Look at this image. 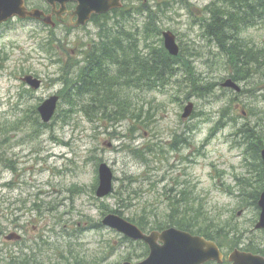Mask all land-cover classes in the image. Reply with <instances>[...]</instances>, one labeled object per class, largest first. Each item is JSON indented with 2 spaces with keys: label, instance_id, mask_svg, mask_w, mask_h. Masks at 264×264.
Here are the masks:
<instances>
[{
  "label": "rangeland",
  "instance_id": "1",
  "mask_svg": "<svg viewBox=\"0 0 264 264\" xmlns=\"http://www.w3.org/2000/svg\"><path fill=\"white\" fill-rule=\"evenodd\" d=\"M210 2L150 0L143 6L129 0L90 30L60 28L56 39L39 22L15 19L0 27V231L17 233L23 241L9 244L10 262L36 257L43 264H67L62 255L90 258L110 242L114 252L108 264L144 260L143 243H123L122 235L105 227L87 229L116 209L138 222L144 215L148 222L163 223L174 212L180 219L195 218V231L224 230L216 240L226 252L245 247L249 252L252 246L253 253L263 255L255 200L264 191V172L255 152L264 149V74L239 82L244 93L221 87L239 71L233 49H219L205 36L214 12L227 8L225 20L235 10ZM30 4L39 6L40 0ZM101 24L114 34L121 28L116 35L123 41L136 34L142 49L148 41L155 56L156 46L166 51L164 32H172L180 47L173 56L179 59L178 76L161 90H130L136 107L119 122H110L114 98L106 103L105 116L90 119L85 110L91 100L66 94L89 46L101 42ZM240 37L245 44L264 45V20L246 26ZM27 75L42 80L40 90L22 81ZM53 95L60 97L57 112L44 124L38 108ZM190 103L193 113L184 120ZM244 125L254 128L262 147L243 143L238 129ZM144 153L149 164L141 158ZM104 163L114 173V192L98 199L93 189Z\"/></svg>",
  "mask_w": 264,
  "mask_h": 264
},
{
  "label": "trees",
  "instance_id": "2",
  "mask_svg": "<svg viewBox=\"0 0 264 264\" xmlns=\"http://www.w3.org/2000/svg\"><path fill=\"white\" fill-rule=\"evenodd\" d=\"M238 1L239 0H235L234 2H232V6L235 7ZM227 12L231 13V11H228L227 8L223 10V13ZM223 13H220L219 19H213L211 21L209 33L206 35V37L209 38L208 43L212 44V42H214L213 40L216 39L220 43H223L226 48L233 49V53L231 56L233 61H236L238 65L237 67L239 69L238 72H234V78L237 81L247 78V82H249V80L253 76L264 74V45L260 46L256 45L254 42L247 41L246 47L244 40H242L239 35V29L241 28V26L245 27V22L242 24L243 18L239 17V15L235 16L233 24L231 25V27H233L234 29L236 28L234 30L235 37L233 39L228 37V32L230 31V29L226 32H217L215 26L216 24L221 23L224 20L225 15ZM262 20H264V0H247V28L255 26L259 21ZM101 26V42H94L89 46V50L85 54L84 59L82 58L81 60V72L75 79H72L69 87L67 88L66 94L68 97L73 96L76 98L78 96H82L87 100H91V102L87 104L85 110L86 115H88L90 119H92L96 114L105 116L106 103H109V100L111 98H114L116 100L114 103L116 105L115 111L118 110L121 111V113L116 114V116L114 117V111V113H112L113 116L110 118V122H119V119L125 120L126 118H128V114L126 113L130 112V107L134 108V105L136 107L137 104L135 103V99L132 98L133 95L129 94V91L134 89L142 91H154L165 88L174 77L178 76L180 68L177 66V63L179 59L168 55L164 50L163 45L156 46V50H159V53L156 54V56L155 52L151 53V45V49L150 51H148V53L145 51L143 52L144 54H142V52L139 54L137 51V47L139 49H142L143 46L142 44H139V42L141 41L137 40L136 34L134 35L131 32L128 35L129 39H127V41H123L120 36L116 35L119 34V30L121 28L119 30H116V33L114 34L111 30H109L108 27H105L104 24H101ZM107 33H110L109 37H105ZM229 39H231V41ZM146 43V47H149L148 41H146ZM245 48L247 49V56L244 50ZM181 55H183V53H181ZM136 63L138 69L134 70V65ZM246 68L247 73H245L246 70H244ZM156 80L159 83L154 82ZM110 102H112V99ZM69 106L71 107V109H75L73 105L69 104ZM224 116L227 117V114H224ZM232 120L235 121V118H233ZM238 134L241 137V140H243L244 144H247V140H250V142H252V145L254 144L255 146H263L261 137L256 135L254 128L247 130L246 134L245 127H241L238 129ZM144 150L148 149L146 148ZM135 153L136 152H134V154ZM144 154H142L141 158L143 159L145 164H149L148 158L143 157L146 156V154ZM255 154L258 159H260L259 152L256 151ZM243 181L245 180H239L238 182V188L242 190L244 188ZM75 188L79 192L82 191V189L78 188L77 186ZM95 191L96 186L93 189L94 193ZM257 202L258 198H256L255 200L256 207ZM108 213H116L124 217L123 212L117 209L112 210ZM106 214V212L103 213V215ZM169 218L171 220L168 219L163 223L148 222L144 215L139 218V222L135 219L128 220L133 222L143 231L163 230L169 227H176L178 229L188 231L192 234L204 236L205 238L210 240H216V238L218 236H222V233L224 232V230H218L214 235L212 231H195L193 230L194 226L197 223V220L195 218L187 219L188 217H184L180 219L179 217L175 216V212L170 215ZM90 228L95 230H102L104 227L99 222L90 223L87 229ZM122 241L123 243L132 242L125 237H123ZM113 247V244L110 242L108 243V246L106 247L104 252H100L97 255H92L90 258L72 252L69 256V260H67L68 257L65 258L63 255L62 258L63 260L68 261L67 264H108L107 260L113 255L114 252ZM248 250L252 252L255 251L252 246H250ZM131 259H133V256H131L130 259L127 258V260ZM11 263L43 264V261L40 262L36 257H30L26 259V261H24L23 258H18V260H15V258H13V262Z\"/></svg>",
  "mask_w": 264,
  "mask_h": 264
},
{
  "label": "water",
  "instance_id": "3",
  "mask_svg": "<svg viewBox=\"0 0 264 264\" xmlns=\"http://www.w3.org/2000/svg\"><path fill=\"white\" fill-rule=\"evenodd\" d=\"M26 0H0V25L19 17L21 19L33 18L50 22L51 16H46L44 12L35 9L29 11L25 5ZM76 1L79 3L78 15L79 23H85L92 14H104L113 9L122 7V0H47L48 3L54 5L61 2L65 5L68 2ZM147 2V0H141ZM165 47L172 56H178L180 47L176 42V37L172 32L164 33ZM29 86L38 90L41 87V81L33 76H27L23 79ZM225 88L234 89L241 92L242 88L234 80L228 79L222 85ZM59 98L51 97L45 101L38 109L42 121L49 123L55 115ZM193 113V104H189L182 116L188 119ZM262 159L264 162V150L262 151ZM114 190V174L107 164H101L99 167V184L96 196L100 199L108 197ZM261 208L260 221L257 229H264V192L259 200ZM102 224L106 228L117 231L127 238L134 241H143L150 247L149 257L140 263L125 262L123 264H205L211 261L221 263L222 254L218 246L211 241H207L202 237L193 236L188 232L169 228L163 231H152L149 234L143 232L135 224L129 222L117 214H109L105 216ZM8 240H20L17 234L7 236ZM231 261L235 264H264V258L251 253H241L235 251L231 257Z\"/></svg>",
  "mask_w": 264,
  "mask_h": 264
},
{
  "label": "flooded vegetation",
  "instance_id": "4",
  "mask_svg": "<svg viewBox=\"0 0 264 264\" xmlns=\"http://www.w3.org/2000/svg\"><path fill=\"white\" fill-rule=\"evenodd\" d=\"M234 1L235 0H211V2L208 4L213 3L216 8V7H221V5L222 6L232 5V2ZM244 6H245L244 10H245L246 17H247V0H244ZM38 7L41 10H43L47 15H52V25H47L43 22H39L42 25V27L52 32V35L50 36L52 39H56L58 37L55 31L60 30V28L66 31H70V32L76 31V30H82V29L90 30L91 26L92 25L96 26L97 22L101 18L108 17L109 15H112L115 13V12H111L108 15L92 16L88 23L77 26V22L79 19L77 15L79 4L77 2L67 3L64 7L60 2L55 3V5H50V4H47L45 0H40V5ZM30 8L32 7L30 6ZM219 18H220V13L214 12V19L216 20ZM228 18L229 17H226V19ZM215 27H216V31H224L226 27V21L223 20L221 23L216 24ZM221 48L222 47H219V49ZM6 235H7V230L0 231V238L4 239L0 241V264H6V262L7 263L10 262L11 250H10L9 244H11V241H7ZM242 251L247 253V248L245 247L244 250ZM224 254H225V251H224ZM222 264H232L229 261V258L226 256V254L224 256V260Z\"/></svg>",
  "mask_w": 264,
  "mask_h": 264
},
{
  "label": "bare ground",
  "instance_id": "5",
  "mask_svg": "<svg viewBox=\"0 0 264 264\" xmlns=\"http://www.w3.org/2000/svg\"><path fill=\"white\" fill-rule=\"evenodd\" d=\"M210 25H211V23H210Z\"/></svg>",
  "mask_w": 264,
  "mask_h": 264
}]
</instances>
